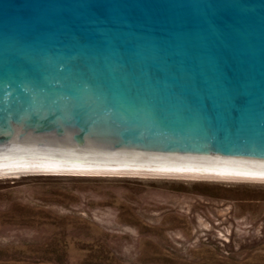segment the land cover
<instances>
[{"label": "water", "instance_id": "water-1", "mask_svg": "<svg viewBox=\"0 0 264 264\" xmlns=\"http://www.w3.org/2000/svg\"><path fill=\"white\" fill-rule=\"evenodd\" d=\"M264 180V0H0V174Z\"/></svg>", "mask_w": 264, "mask_h": 264}, {"label": "rangeland", "instance_id": "rangeland-1", "mask_svg": "<svg viewBox=\"0 0 264 264\" xmlns=\"http://www.w3.org/2000/svg\"><path fill=\"white\" fill-rule=\"evenodd\" d=\"M0 264H264V182L2 175Z\"/></svg>", "mask_w": 264, "mask_h": 264}, {"label": "bare ground", "instance_id": "bare-ground-1", "mask_svg": "<svg viewBox=\"0 0 264 264\" xmlns=\"http://www.w3.org/2000/svg\"><path fill=\"white\" fill-rule=\"evenodd\" d=\"M21 174H61V173H9V174H0L2 175H9V176H19ZM145 176V175H144ZM147 176V175H146ZM149 176V175H148ZM163 177V176H162ZM187 178H198V177H187ZM199 179H206V180H218V181H259L264 182V180H243V179H222V178H198ZM191 180V179H190Z\"/></svg>", "mask_w": 264, "mask_h": 264}]
</instances>
